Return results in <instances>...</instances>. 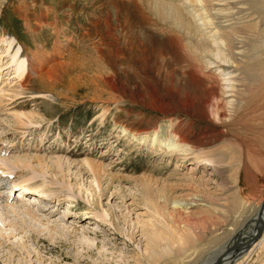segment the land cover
I'll return each mask as SVG.
<instances>
[{"label":"rangeland","instance_id":"374dc122","mask_svg":"<svg viewBox=\"0 0 264 264\" xmlns=\"http://www.w3.org/2000/svg\"><path fill=\"white\" fill-rule=\"evenodd\" d=\"M198 1L199 9L217 13L212 0H0V184L6 186L0 195L9 194L11 209L44 230L34 234L17 226L15 213H4L0 264H210L252 236L264 199V80L250 74L264 75V69L240 61L226 30L222 40L239 65L233 70L240 95L220 100L222 120L190 116L188 108H198L206 87L225 89L218 72L207 70L213 61L196 34L166 15L167 7L180 5L195 19L189 3ZM230 1L262 19L241 22L247 24L236 28L237 39L246 43L236 46L264 59V0ZM226 21L218 22L226 27L235 20ZM251 24L256 27L248 29ZM209 32L200 33L207 39ZM18 48L29 58L63 63L52 90L37 82L22 96L14 90V71L25 59L15 58ZM17 112L41 119L29 122ZM213 132L220 136L211 146L189 147ZM168 139L180 149L164 147ZM182 153L194 154L181 162ZM202 153L213 156V167L191 161ZM35 155L48 167L33 180L52 192L24 202L21 190L10 189L35 175ZM17 157H30L32 168L9 173L6 166ZM86 160L103 165L100 188ZM239 198L247 204L242 218L234 210ZM17 200L51 223L37 222ZM175 202L183 206L174 208ZM234 264H264V248Z\"/></svg>","mask_w":264,"mask_h":264},{"label":"bare ground","instance_id":"6f19581e","mask_svg":"<svg viewBox=\"0 0 264 264\" xmlns=\"http://www.w3.org/2000/svg\"><path fill=\"white\" fill-rule=\"evenodd\" d=\"M212 2L216 3L215 5L219 7V9L216 10L217 13H213V11H209L208 9H204L203 7H202V9H199L200 4H202V2L200 3V1L193 2V3L190 2L189 5L193 7V11H195L194 14H196L195 19L194 18L192 19V17L190 15L188 16L185 13V10H184L185 7L184 8L179 7L180 5L178 7H170L169 6L166 8V15L169 16L172 24L178 25V27L181 30L187 31L188 33L196 34L197 43L198 44L201 43V47L204 49L203 51H205L207 54H209L211 57L210 60L213 61V62L207 64V70L211 71V70L215 69V71L218 72V75H220V78L218 77L219 79L217 77H215V79H217L220 83V86H222V88H225V89L220 90V89L214 88V87H206L207 92H205V94H203V96H201V99L199 100V104L197 105L198 108L196 110L192 109L191 107L188 108L189 114L191 113L190 116H193L194 118H197V119H201L202 121L205 120V121H210V122H211V120H213L212 114H215V116L217 117V120H222L221 118L219 119L220 111L222 110V107H223L221 105L222 102H220V100L225 99V98L231 99V98L236 97V96L238 97L240 95V92H241L240 87H242V85H240V83H238L240 81L237 80L236 76H234V70H233L236 67H239V65H235V62L232 59L233 57L231 58V56H230V58H229L228 55H226V53H225L226 51H228L227 50L228 44L224 45V42L222 39H223V35L226 32V30H230L229 33L237 41L236 43H234L232 45V48L235 46L233 49L240 51L239 53H235L236 56L237 55L241 56L240 61L243 62L242 59H245L246 61L244 62V64L249 68L252 65L257 64V65H261V67L264 69V59L258 58V56L253 55V54L247 55L246 53H248V52H246L245 50H242V48H243L242 46H241V48H238L236 46L240 43H246V37L242 38V36H241L239 38H242V40L238 41L237 37L239 36L238 34H240V33L237 32L236 28L242 27L244 24L251 23L252 21L258 20L260 17L255 18V15L253 13H249L251 11V9L246 4H241L239 2H231L230 0H212ZM231 5H234V7L230 8ZM238 5H243V6H247V7L245 9H240L237 7ZM234 10H236V12H233ZM200 12H202V13H200ZM209 14H210V16H208ZM236 16H239V17L236 18ZM197 18H199V19H197ZM224 19L225 20L227 19L226 22H228V23L232 22L234 20L236 22L234 21V23H231L230 25L223 27V26H221L222 22L219 23L218 21H222ZM246 20H247V23H241L242 21H246ZM260 20H262V19L260 18ZM196 21H202V22L199 24H195ZM201 27H204L205 29H199ZM246 27L248 29H254L256 26H255V24H251L250 26H246ZM203 31L204 32L210 31L209 33H213V35L207 39L203 38L202 34L200 33V32L203 33ZM203 35H205V34H203ZM13 47H14V42L10 43L7 46V49L5 50V52L8 53ZM223 53H225V54H223ZM221 54H223V55H221ZM228 54H229V52H228ZM4 57H6V56L3 55V58ZM19 57L25 58L18 65L16 70L14 71L16 74V79H18V82L16 83L18 86H16V88L14 90L19 88L21 90L20 93L17 92L19 95L22 96V94H24L25 92L31 91L32 90V88H31L32 82H37L38 84L41 83L43 86H45V88H48L51 90L59 83V81H60V79L58 77L59 71L57 70V68L59 65H62L63 63L60 64V63L56 62V63L51 65L49 62H47V61L45 62V59L42 60L37 55L29 58V55L27 53H24L23 51L21 52V48H18V50L15 53V58L18 59ZM237 62H238V60H237ZM5 65H6V63H5ZM10 68H11V66H7V67L5 66L4 67V69H7V70H10ZM250 76L253 80H256V81H258L260 79H261V81L264 80V75L260 76V74L254 73L253 71H251ZM0 91H2V88L0 89ZM219 91H221L222 93H219ZM14 92H16V91H14ZM223 93H226L227 95H224ZM14 96H16V95L14 94ZM170 99H171V101H170L171 103L175 102L174 101L175 98L174 99L170 98ZM230 104H231V102H228L226 105H230ZM157 108H159V110H161L163 108V106L157 104ZM19 113L17 112V115H16V116H18V118H20V119L22 117L26 118L27 120H29V122H32L36 118L38 119V117L40 118V115L36 112H29V113L19 112ZM165 113L166 112H164V114ZM170 114H171V112H170ZM190 122H191V120H190ZM21 123H23V122L21 121ZM189 131H191V130L188 129V132ZM186 134H188V133H186ZM216 136L218 137V136H220V134L219 133L214 134V132H213V134H209V135L207 134V136L205 138H204V136L202 139H200V137H199L195 141L189 143V145H190L189 147H200L201 148V147L211 146L212 145L211 143L213 140L212 137L214 139H216ZM182 138L184 139V137H182ZM133 139H135V137H133ZM154 142L157 143L158 139L156 138V140ZM184 145H182V146H184ZM168 146H170L169 149H172V147H178L180 149L179 142H177L176 140L175 141H172L169 139L166 140L164 142V147H168ZM178 148H174V149L177 150ZM186 148L188 149V147H186ZM190 154H194V153H189V154H183L182 153L181 154V159H182L181 162H184L186 159H188V156H190ZM231 154H232L231 155L232 158L234 159L233 152ZM193 158L194 159H191L192 162L194 161L193 163H197L199 166H205V168L213 167L215 164L214 158L211 154H207V153H202L199 155L196 154L193 156ZM29 160H30V157H28V158H22V157L21 158L20 157L14 158L12 160V162H10L11 165L6 166V169L8 170L9 173L16 172L17 170L22 171L21 169H25V168L28 169L31 166L30 164H32L31 162H29ZM31 161H33V163L36 162L38 165V170H35V172H34L35 175H33L32 178H27L26 181H24L25 183H23V184H16V183L12 184V187L10 189V190H12V189L16 190L17 189V191L21 190L22 192L18 194V198L21 200H24L26 198V196L34 195V193L35 194L36 193L42 194V196H48V194H46V193L48 191H50V190L44 189L42 182H40V181L35 182V180H33L36 176H37L36 178H38V175H37L38 172L44 171L45 168L47 169L48 164H46V160L44 158L38 156V155L37 156L35 155V157H33V158L31 157ZM84 165L89 169V171H91L93 173L95 181L98 185V188H100L98 180L100 179L102 173L105 174V169H104L103 165L95 163L94 161H90V160H86L84 162ZM31 168H32V166H31ZM230 170L232 171V169H230ZM32 171H33V169H32ZM234 171L237 172L236 168L234 169ZM237 181L239 182L238 178H237ZM149 183H151V182H149ZM201 183L206 184L207 181L201 179ZM5 188H6L5 185L0 184V190H4ZM46 188H47V186H46ZM47 189H49V188H47ZM12 191H10V192H12ZM10 192H8V193H10ZM50 192H52V191H50ZM11 200H12V198H11ZM11 200H10L9 194L0 195V219L2 218L4 213H8L10 211L15 213L14 209H11V204L9 203ZM17 201L18 202H17L16 206H18L20 203L19 200H17ZM25 201H26V199L24 200V202ZM7 205L10 207H8ZM187 205H189V204H187ZM181 206H183V204H181L179 202L174 203V208H178ZM234 206H235L234 210L237 213V217H238V215L240 218L244 217V215L246 214V209H247L246 201H244V199H242V198H239V200L234 203ZM20 207L28 215H31V217L33 219L37 220V222H41L43 224L44 223L45 224L51 223L49 219H43V218H41V216H38L36 214L35 209L32 210L30 208V206L21 205ZM260 207H261V205L259 206V208L257 210V214L259 212ZM15 218H16L15 223L17 224V226L27 228L31 232H34V234H37L40 236L44 232V230L37 229L35 226H33L36 224L33 223L32 221H28L26 218L21 217L18 212L15 213ZM256 218H257V215H256ZM256 218L254 219V223H255ZM56 225H58V224H56ZM57 227L59 228V227H61V225H58ZM57 227H54V225H53V228L57 229ZM65 229L67 230V229H69V227L67 226ZM254 231H253V233H254ZM62 232L64 233L65 231L62 230ZM70 233L72 235L73 231ZM249 238H247V239H249ZM246 240H243L242 238H240L234 243L237 244L240 242H245ZM41 241H42V239L40 238L39 242H41ZM87 242L89 243L90 241L87 240ZM234 243H232V244H234ZM92 245H93V243H92ZM231 245H229L219 255H217L216 258L210 264H215L216 259L222 253H224ZM262 248H264V232L261 235V237L259 238V240L257 242H255L254 244H252L249 249L233 252L222 262V264H234L239 258H242L243 256L244 257L249 256L250 253L253 252L255 249H262ZM54 249L55 248H53V250Z\"/></svg>","mask_w":264,"mask_h":264},{"label":"water","instance_id":"95a60500","mask_svg":"<svg viewBox=\"0 0 264 264\" xmlns=\"http://www.w3.org/2000/svg\"><path fill=\"white\" fill-rule=\"evenodd\" d=\"M264 200L261 204L259 212L257 214V218L254 224V233L253 235L247 239L245 242H240L237 244H232L224 253H222L215 261V264H222V262L233 252L247 250L251 247L252 244L257 242L261 235L264 232Z\"/></svg>","mask_w":264,"mask_h":264}]
</instances>
